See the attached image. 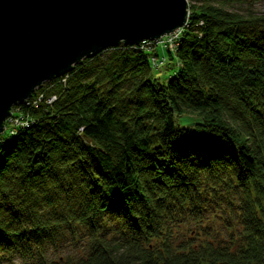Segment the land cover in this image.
<instances>
[{
	"label": "trees",
	"instance_id": "16d2710c",
	"mask_svg": "<svg viewBox=\"0 0 264 264\" xmlns=\"http://www.w3.org/2000/svg\"><path fill=\"white\" fill-rule=\"evenodd\" d=\"M187 1L166 82L119 44L13 107L0 264H264V13Z\"/></svg>",
	"mask_w": 264,
	"mask_h": 264
},
{
	"label": "water",
	"instance_id": "95a60500",
	"mask_svg": "<svg viewBox=\"0 0 264 264\" xmlns=\"http://www.w3.org/2000/svg\"><path fill=\"white\" fill-rule=\"evenodd\" d=\"M186 0H0V134L15 105L75 64L185 27Z\"/></svg>",
	"mask_w": 264,
	"mask_h": 264
},
{
	"label": "rangeland",
	"instance_id": "374dc122",
	"mask_svg": "<svg viewBox=\"0 0 264 264\" xmlns=\"http://www.w3.org/2000/svg\"><path fill=\"white\" fill-rule=\"evenodd\" d=\"M234 7H235L234 10H237L239 12L251 10L253 13L260 15L264 13V0H237ZM161 38L168 40V39L173 38V36L166 35V36H162ZM152 46L153 45L149 46L151 48L149 47L147 48L149 50H152V52H154L155 48ZM157 46H158L157 52L161 60L157 61L156 59L155 63L151 61V75L153 78H156L160 80L161 82H166L168 78L172 76L176 70V60L175 59L170 60L168 57V54L162 51V49L160 48V45H157ZM163 55L165 56L166 59L162 58ZM181 119H184L185 121H180L179 124L186 125V126H192L193 122L190 121L191 119L190 120L185 119V118H181ZM5 122L7 123V120ZM82 252L83 251L81 247H79L78 245L73 246V244L71 243L70 245H63L61 248H59L57 252L49 254V258H52L53 260H57L58 258L60 259L63 258V260H65L66 258L73 259L75 258L76 255H79ZM11 264H24V263L20 259H16Z\"/></svg>",
	"mask_w": 264,
	"mask_h": 264
},
{
	"label": "built area",
	"instance_id": "2783aa9c",
	"mask_svg": "<svg viewBox=\"0 0 264 264\" xmlns=\"http://www.w3.org/2000/svg\"><path fill=\"white\" fill-rule=\"evenodd\" d=\"M181 29L178 30L177 32L173 33V34H170L169 36H173V38H171V39L165 40V39L161 38V39L156 40L155 42H153V41L152 42L151 41H144L139 46H135V48H138L140 50H144V49L149 50L147 47H149L151 45H153L152 47H154V48L157 45H160V47H162L164 49L173 50L174 46L176 45L177 40L180 37ZM149 48H151V47H149ZM152 60H153V62L155 61L154 58ZM40 100H41V98H39V101ZM51 102H52L51 99H49L47 101L48 104H50ZM24 103L28 104V99L26 101H24L23 104ZM7 123H8V125H6L4 127V132L2 134H0V135H4L7 131L9 132V134H13V133L15 134L16 129L23 125V122H22L21 118L14 117L13 113H11V117H9V119H7Z\"/></svg>",
	"mask_w": 264,
	"mask_h": 264
}]
</instances>
